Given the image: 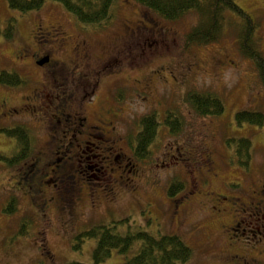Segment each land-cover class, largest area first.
<instances>
[{
	"label": "rangeland",
	"instance_id": "374dc122",
	"mask_svg": "<svg viewBox=\"0 0 264 264\" xmlns=\"http://www.w3.org/2000/svg\"><path fill=\"white\" fill-rule=\"evenodd\" d=\"M236 2L255 19L254 42L264 57V0ZM114 10L113 21L100 29L77 23L59 2L47 1L40 10L21 13L10 7L8 0H0V21L5 24L10 18L16 19L13 38L0 37V71L16 70L26 79L21 86L0 83V94L13 90V96L19 98L27 93L25 86L31 83L29 87H37L46 78L47 73L42 74L46 69L39 68L29 55L20 58L13 55V50L35 41L33 31L40 19L63 24L67 35L74 40L73 44L69 43L72 53L80 56L88 53L91 56L94 52L96 55L90 57L92 64L95 63L93 65L97 66L98 57L109 60V56L119 50L122 58H118L120 75L117 77L111 72L108 76L103 75L90 107L96 111L106 99L114 104L111 92L118 83L117 79H120V84L126 87L124 100L119 105V128L125 139L131 142V136L138 133L146 114H153L154 110L156 119L161 123L160 130L156 131V141L160 142L154 145L150 158L145 162L133 160L140 169L138 175L126 170L123 176H119L121 168L118 170L115 164L111 165L115 167L113 170L108 168L100 174L99 160L108 153L104 149L100 153L93 145L95 141L88 139L92 151L84 155L82 168L93 167L89 173L95 178H90V184L83 180L80 216L77 219H68L55 204L42 210L36 196L30 198L14 187V180L20 182L15 177L19 165L14 168L0 162V264H65L72 261L92 264L97 239H85L81 248L76 249L80 243L78 234L95 225L121 220L117 223V230L123 234L142 229L155 236L180 235L192 253L184 264H246V259L258 256L259 249L263 252L260 259L264 264V227L261 220L259 226L263 239L258 242L260 235L251 238L247 231L245 235L238 236L239 231L230 228L235 219L240 223L237 228L241 231L245 227L253 228L254 218L257 220V217L251 216L250 220L254 223L250 226L246 224L250 218L248 215L252 214L248 202L264 198V195L260 197L264 190V124L239 125L235 118L242 109L264 112V83L260 80L259 70L255 62L239 49L240 17L229 14L224 32L215 43L193 45L186 49L185 35L199 21L196 13H189L178 21H166L134 0H118ZM139 10L153 19L158 28L134 34L123 32L127 21L140 19L137 16ZM49 43H55L54 37ZM72 46L80 47L75 51ZM70 50H62L61 54L68 58ZM145 77L150 80V88L145 93L147 96H141L143 90L139 89L137 80ZM184 91L185 94L191 91L214 92L224 103L223 114L203 116L189 111L188 106L183 104ZM168 105L186 120L177 137L163 130V115ZM14 119L13 122L19 125L30 123L35 146L31 151L37 149L36 140L41 136L36 132L38 123L24 114ZM1 121V127H8L5 120ZM90 121L96 122L93 115ZM94 134L99 136L100 132ZM42 136L45 137V134L42 133ZM240 137H249L253 143L252 162L246 172L241 171L245 168L235 158V145L227 144V139ZM16 143V139L0 132L1 152L10 153ZM225 160L233 167L226 165ZM175 179L184 182L185 190H190L189 198L173 201L178 194L170 196L168 185ZM228 180L233 182L230 196L237 199L233 204V199L230 203L226 199L218 203L220 197L213 192L225 193L224 182L231 184ZM48 189L47 195H52L54 189L51 186ZM64 194L67 195L65 191ZM33 202L41 213L32 210L35 209L32 208ZM242 202L246 203L245 209ZM13 203L14 210H5L8 204L12 207ZM236 237L241 238L236 240ZM139 249L140 242H135L127 253L113 250L111 256L100 264H124Z\"/></svg>",
	"mask_w": 264,
	"mask_h": 264
},
{
	"label": "flooded vegetation",
	"instance_id": "af4514ba",
	"mask_svg": "<svg viewBox=\"0 0 264 264\" xmlns=\"http://www.w3.org/2000/svg\"><path fill=\"white\" fill-rule=\"evenodd\" d=\"M137 16L140 17L137 21L125 23L123 32L134 34L141 30L151 31L158 28V24L153 19L148 18L142 10ZM33 32L35 33V41L31 40L24 47L13 50V55L18 58L29 55L34 63L39 65V68L46 69L42 73L43 75L47 73L46 78H43L42 83L37 87L33 85L29 87L31 83L25 86L24 89L27 93H23L19 98L13 96V90L0 94V121L5 120L8 127H14L19 125L13 122L14 118L24 114L26 118L31 117V120L34 119L38 123L36 132L41 135L36 140L37 149L31 151L30 155L16 169L20 182L17 181L14 187L30 198L36 196L40 200L39 205L42 210L45 211L47 207L55 204L58 211L66 215L68 219H77L80 216L83 180L89 181L90 178H95L89 173L93 167L82 168L84 155L92 151L89 147L91 142L88 139L92 138L95 141L93 145L99 149L100 153H103L101 149L108 153L107 156H103L99 160L101 162L98 169L100 174H103L108 168L113 170L115 168L111 166L113 164L117 165L118 170L121 168L119 176L121 174L123 176L126 170L133 175L139 174L140 169L134 163L133 160L135 159L131 153L132 145L128 138H124L119 128L121 108L117 106L118 102L115 100V95L117 92L120 97L125 96L123 93L125 86L120 84V79H117L118 83L113 86L111 92L114 104L109 103L106 99L96 111L90 107V102L93 99L95 101L94 96L99 91L103 75L104 77L108 76L109 72L117 74V77L120 75L121 68L118 67V58H122L117 49L112 56H109V60L102 56L98 57L100 60L97 67L93 65L95 63L92 64L90 59L92 55H96L94 52L91 56L88 53L82 56L80 54L78 56L76 52L72 53L69 43L73 44L74 40L72 36L67 35L63 24L58 25L51 21L38 19ZM51 37H54L55 43H49ZM79 47L73 49L77 51ZM68 49L70 54L67 58L61 54V51ZM137 81L139 82V89L143 90L142 96L150 88V80L145 77ZM83 86L87 88L81 89ZM2 115L4 117H1ZM91 115L95 117L96 122L90 121ZM20 125L28 127L31 133L30 123L26 122ZM96 132H100V135L96 136L94 134ZM42 133L45 134V137L42 136ZM29 144L33 146V141L29 140ZM99 154L98 156L101 155ZM103 161L106 165L103 164ZM108 161L111 163H107ZM164 163L163 165H165ZM128 167L133 168V170L128 169ZM224 183L225 193L213 192V195L220 197L217 200L218 203L225 199L230 203L233 199V204L237 199L230 196L231 193H229L233 184L226 181ZM49 186L55 191L52 190L53 194L48 196ZM64 191L67 195L64 194ZM262 195H264V190L260 197ZM241 204L245 209L246 203L242 202ZM248 205L252 208V214L248 215L250 218L248 217L249 222L247 221L246 224L250 226V223L255 221L253 228L247 229L245 227L241 231L237 228L240 227V223L236 222V219L230 228L239 231L237 232L238 236L245 235L247 231L250 232L251 238L260 235L257 239L258 242L263 239L259 221L261 220L262 227H264V198L257 202H248ZM32 208L36 209L32 210L41 213L34 202ZM251 216L257 217V220L254 218L252 222ZM245 218L247 219V217ZM241 221L243 222V220ZM240 238L236 237L235 239ZM262 253V250L259 249L257 257L253 255L251 260L246 259L244 262L248 261L246 264H263L260 259Z\"/></svg>",
	"mask_w": 264,
	"mask_h": 264
},
{
	"label": "trees",
	"instance_id": "16d2710c",
	"mask_svg": "<svg viewBox=\"0 0 264 264\" xmlns=\"http://www.w3.org/2000/svg\"><path fill=\"white\" fill-rule=\"evenodd\" d=\"M47 1L61 3L65 10L74 16L77 23L100 29L107 25L109 26L113 21L115 5L118 2V0H8V3L10 7L19 10L21 13H28L40 10ZM134 1L166 21H178L189 13H196L199 16V21L185 35L186 49L191 48L193 45L215 43L224 32L229 14L238 15L240 17L239 49L244 56L255 62L259 70L260 80L264 83V57L256 47L253 37L256 34L255 19L250 14L245 13L236 0ZM15 32V18L8 19L5 24L0 21V37L11 39ZM25 82L26 79L16 70L4 69L0 71L1 84L21 86ZM184 88L182 86L183 90H185ZM123 93L125 94V90H123ZM185 93V91L182 93L183 104L185 107L186 105L188 106L189 111L199 112L203 116H220L225 110L224 103L214 92L205 94L204 92L196 93L191 91L187 94ZM122 98L124 99V96L120 97L116 92L115 100L118 102V107L123 101ZM154 112L153 114H146L148 118L145 117L142 120L138 133L131 136V153L135 160H140L141 162H145L146 159L150 158L154 145L160 142L156 141L158 136L156 131H158L161 123L156 119V110ZM175 113L179 114V112H173L171 105L166 106L163 115V130H166L169 135L177 137L182 132L186 120ZM235 118L239 125L248 123L261 126L264 124V112L261 110L242 109L236 113ZM0 132L17 141L15 148L10 153L5 154L6 152L0 151V162L5 166L16 167L34 149L29 144V140H32L30 130L25 125H16L14 127L0 126ZM227 144L228 146L235 145V158L241 167L245 168L241 169V171L246 172L252 162L253 143L251 139L249 137L229 138L227 139ZM225 163L231 166V162L225 160ZM14 181L17 183V180ZM229 182L233 184L231 180ZM182 184L184 182L179 179L170 181L168 185L170 196L172 195L173 197L178 194L173 201L179 202L182 199L189 198L190 190H185V185L183 186ZM183 189L184 191H181ZM9 206L10 204L5 207V210H14V203L12 207ZM122 221L95 225L82 231L77 236L80 243L77 244L76 249L81 248L85 239L96 238L97 244L93 251L94 262L92 264L104 262L111 256L113 250L127 253L134 247L135 242H140V249L134 256L128 258L124 264H184L191 258V248L180 235L164 234L155 236L142 229L127 231L123 234L117 230V223ZM65 264L86 263L72 261Z\"/></svg>",
	"mask_w": 264,
	"mask_h": 264
}]
</instances>
